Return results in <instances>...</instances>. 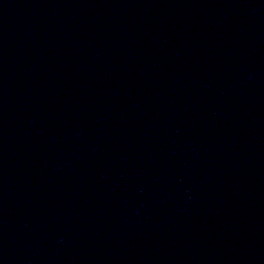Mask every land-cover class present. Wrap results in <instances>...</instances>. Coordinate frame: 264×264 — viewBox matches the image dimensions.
I'll return each mask as SVG.
<instances>
[{"label":"water","instance_id":"water-1","mask_svg":"<svg viewBox=\"0 0 264 264\" xmlns=\"http://www.w3.org/2000/svg\"><path fill=\"white\" fill-rule=\"evenodd\" d=\"M0 264H264V0H0Z\"/></svg>","mask_w":264,"mask_h":264}]
</instances>
